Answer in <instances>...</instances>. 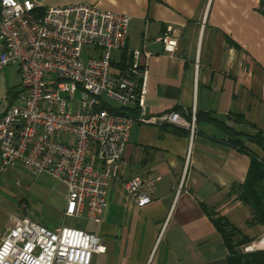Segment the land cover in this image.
Returning a JSON list of instances; mask_svg holds the SVG:
<instances>
[{
	"label": "crops",
	"instance_id": "0c3cea01",
	"mask_svg": "<svg viewBox=\"0 0 264 264\" xmlns=\"http://www.w3.org/2000/svg\"><path fill=\"white\" fill-rule=\"evenodd\" d=\"M78 4L128 18L125 50L113 54L112 65L122 70L130 52L138 50L146 72L145 114L174 111L185 121L193 118L195 128L190 141L180 128L178 134L148 125L130 128L102 219L87 231L104 247L89 264H227V251L200 205L225 218L248 242L264 233V225H246L250 210L236 199L249 157L224 141L229 128L264 134V0H57L55 5ZM165 32L175 41L170 53L159 42ZM245 147L260 155L252 144ZM131 178L150 181L143 189L150 203L142 208L124 190ZM64 196L65 191L63 201ZM0 218L1 237L11 217Z\"/></svg>",
	"mask_w": 264,
	"mask_h": 264
},
{
	"label": "built area",
	"instance_id": "2783aa9c",
	"mask_svg": "<svg viewBox=\"0 0 264 264\" xmlns=\"http://www.w3.org/2000/svg\"><path fill=\"white\" fill-rule=\"evenodd\" d=\"M128 22L95 5L42 8L38 0H0V68L15 65L20 86L0 115V175L18 163L59 182L62 217L101 221L133 125L180 128L189 141L195 133L193 118L185 121L174 111L145 114L146 72L138 50L122 70L112 65L113 54L125 50ZM159 42L163 51H173L168 32ZM127 107L137 114L113 111ZM149 185L125 180L135 207L150 203L143 192ZM236 251H264V233ZM103 252L92 233L48 229L26 216L11 217L0 237V264H89L93 253Z\"/></svg>",
	"mask_w": 264,
	"mask_h": 264
},
{
	"label": "rangeland",
	"instance_id": "374dc122",
	"mask_svg": "<svg viewBox=\"0 0 264 264\" xmlns=\"http://www.w3.org/2000/svg\"><path fill=\"white\" fill-rule=\"evenodd\" d=\"M38 1L42 8L57 7V0ZM19 90L16 66L1 67L0 113L14 101ZM63 194L64 189L59 182L43 173L33 174L27 166L14 163L0 175V217L4 214L26 216L48 229L63 225L92 231L95 224L91 222L62 217Z\"/></svg>",
	"mask_w": 264,
	"mask_h": 264
},
{
	"label": "trees",
	"instance_id": "16d2710c",
	"mask_svg": "<svg viewBox=\"0 0 264 264\" xmlns=\"http://www.w3.org/2000/svg\"><path fill=\"white\" fill-rule=\"evenodd\" d=\"M261 14L264 17V10H261ZM121 59L123 60V55ZM134 110L132 107H127L113 111L117 114L131 116L134 114ZM235 121H241L240 117L237 116ZM159 128L161 131H169L173 134L180 133L179 129L168 125H163ZM228 136L225 143L229 144V147L245 153L249 157V166L242 184L237 187L239 191L236 196V199L250 210L251 217L245 223L247 226L256 224L264 225V187L262 185L264 178V134L260 131H256L254 134H242L229 128ZM245 143L257 147L260 155L257 156L249 151L245 147ZM200 208L210 221L227 251V257L225 259L227 264H264V251L247 254L237 252L236 248L247 243L248 239L222 216L217 215L202 204Z\"/></svg>",
	"mask_w": 264,
	"mask_h": 264
}]
</instances>
